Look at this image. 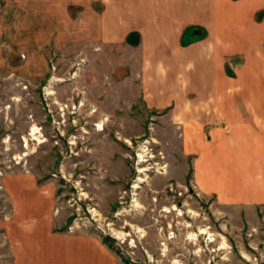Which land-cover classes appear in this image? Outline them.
<instances>
[{"label":"rangeland","instance_id":"obj_1","mask_svg":"<svg viewBox=\"0 0 264 264\" xmlns=\"http://www.w3.org/2000/svg\"><path fill=\"white\" fill-rule=\"evenodd\" d=\"M53 2L0 0V264L20 180L50 206L40 202L39 231L101 240L117 264H264V205L219 203L194 174L205 114L185 132L206 89H191L190 68L159 84L142 73L140 45L83 41L69 26L82 9ZM205 35L187 26L182 46Z\"/></svg>","mask_w":264,"mask_h":264},{"label":"crops","instance_id":"obj_2","mask_svg":"<svg viewBox=\"0 0 264 264\" xmlns=\"http://www.w3.org/2000/svg\"><path fill=\"white\" fill-rule=\"evenodd\" d=\"M52 1L49 10L82 9L76 18L68 15L81 40L121 47L126 41L130 52L140 45L142 73L159 84L190 68L191 89H206L185 132L201 130L199 117L205 114V154L192 166L198 182L219 203L264 205V18H255L264 9L262 0ZM108 7L112 18L100 20ZM191 25L204 28L205 38L183 47L182 33ZM128 35H137L138 44ZM20 184L26 195L13 201L14 231L6 235L11 257L4 264H117L101 240L39 231L40 202L50 206L26 181ZM55 245L58 257L52 263L48 252Z\"/></svg>","mask_w":264,"mask_h":264},{"label":"bare ground","instance_id":"obj_3","mask_svg":"<svg viewBox=\"0 0 264 264\" xmlns=\"http://www.w3.org/2000/svg\"><path fill=\"white\" fill-rule=\"evenodd\" d=\"M55 81H56V80H55ZM50 88H53V87H50ZM48 89H49V88H48ZM48 93H49V92H48ZM50 94H53V93L50 92ZM97 127H98V129H96V130H97L98 132L103 131V121L100 122V123H98ZM31 132H32V133L30 134V136H33V137H34V138H33L34 140H38V138H37V136H36V135L39 133V132H38V129L35 127V128L32 129ZM26 141H27V140H26ZM40 143H41V142H40ZM142 181H143V180H139V181H138V184L141 183ZM135 188H138L137 185H135Z\"/></svg>","mask_w":264,"mask_h":264},{"label":"water","instance_id":"obj_4","mask_svg":"<svg viewBox=\"0 0 264 264\" xmlns=\"http://www.w3.org/2000/svg\"><path fill=\"white\" fill-rule=\"evenodd\" d=\"M130 41L136 45L138 43V36L137 35H133L131 38H130Z\"/></svg>","mask_w":264,"mask_h":264},{"label":"built area","instance_id":"obj_5","mask_svg":"<svg viewBox=\"0 0 264 264\" xmlns=\"http://www.w3.org/2000/svg\"><path fill=\"white\" fill-rule=\"evenodd\" d=\"M97 125H98V124H95V128H96V129H98Z\"/></svg>","mask_w":264,"mask_h":264},{"label":"trees","instance_id":"obj_6","mask_svg":"<svg viewBox=\"0 0 264 264\" xmlns=\"http://www.w3.org/2000/svg\"><path fill=\"white\" fill-rule=\"evenodd\" d=\"M183 44H187V43H183Z\"/></svg>","mask_w":264,"mask_h":264}]
</instances>
